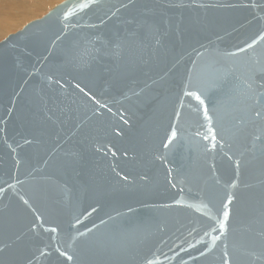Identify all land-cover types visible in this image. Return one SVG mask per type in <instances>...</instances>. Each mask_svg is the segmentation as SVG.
Returning a JSON list of instances; mask_svg holds the SVG:
<instances>
[{
    "label": "water",
    "instance_id": "water-1",
    "mask_svg": "<svg viewBox=\"0 0 264 264\" xmlns=\"http://www.w3.org/2000/svg\"><path fill=\"white\" fill-rule=\"evenodd\" d=\"M261 83L264 0H65L9 35L0 264H264Z\"/></svg>",
    "mask_w": 264,
    "mask_h": 264
},
{
    "label": "bare ground",
    "instance_id": "bare-ground-1",
    "mask_svg": "<svg viewBox=\"0 0 264 264\" xmlns=\"http://www.w3.org/2000/svg\"><path fill=\"white\" fill-rule=\"evenodd\" d=\"M56 1L57 0H0V38L4 37L8 32L23 26L28 20L48 11ZM60 3L62 2L60 1ZM54 7H52L51 10ZM44 16L31 20L30 22L38 20ZM30 22L25 24L20 30ZM9 35L2 40L6 39Z\"/></svg>",
    "mask_w": 264,
    "mask_h": 264
},
{
    "label": "rangeland",
    "instance_id": "rangeland-1",
    "mask_svg": "<svg viewBox=\"0 0 264 264\" xmlns=\"http://www.w3.org/2000/svg\"><path fill=\"white\" fill-rule=\"evenodd\" d=\"M58 1H59V2H58ZM60 1L63 2V0H57V1L55 2V4H54L52 7L56 6L57 4H60ZM52 7H51V8H52ZM51 8H50L48 11L42 13L40 16H37V17H35V18H33V19L28 20L25 24H27V23L30 22L31 20H34V19L39 18V17H41V16H44L46 13H48V12L51 10ZM40 19H41V18H40ZM25 24H24V25H25ZM24 25H23V26H24ZM23 26L17 28L16 30H12V31L8 32L6 35H4V37L0 38V42H1V40H2L3 38H5L7 35L12 34V33L16 32V31L20 30Z\"/></svg>",
    "mask_w": 264,
    "mask_h": 264
},
{
    "label": "snow or ice",
    "instance_id": "snow-or-ice-1",
    "mask_svg": "<svg viewBox=\"0 0 264 264\" xmlns=\"http://www.w3.org/2000/svg\"><path fill=\"white\" fill-rule=\"evenodd\" d=\"M261 86L264 87V83H261ZM259 115H260V113L257 112V116H259ZM229 203H231V201H229ZM226 215H227V214H226Z\"/></svg>",
    "mask_w": 264,
    "mask_h": 264
}]
</instances>
